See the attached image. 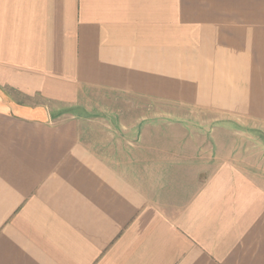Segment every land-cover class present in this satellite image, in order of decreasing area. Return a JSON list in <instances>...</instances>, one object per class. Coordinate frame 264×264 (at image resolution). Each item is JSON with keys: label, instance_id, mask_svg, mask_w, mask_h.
<instances>
[{"label": "crops", "instance_id": "crops-1", "mask_svg": "<svg viewBox=\"0 0 264 264\" xmlns=\"http://www.w3.org/2000/svg\"><path fill=\"white\" fill-rule=\"evenodd\" d=\"M240 129L264 0H0V264H264Z\"/></svg>", "mask_w": 264, "mask_h": 264}, {"label": "rangeland", "instance_id": "rangeland-1", "mask_svg": "<svg viewBox=\"0 0 264 264\" xmlns=\"http://www.w3.org/2000/svg\"><path fill=\"white\" fill-rule=\"evenodd\" d=\"M134 104H142L144 107L143 106L141 107V111H145L146 109H149V106H150L149 104L143 103V102L142 103L141 102L134 103ZM154 106H158V105H154ZM141 115L144 116V115H147V113H142L141 112ZM241 131H245V130H241ZM243 133H245V135H253L255 137H261V138L264 139V130H255V129L254 130H250V129H248L247 131H245ZM257 140L255 139V141H257ZM254 148H255L254 156H253V159H255L254 160V162H255V164H254V172L263 176L261 171H264V158H261V157H262V153L264 155V147L262 146L261 143H256Z\"/></svg>", "mask_w": 264, "mask_h": 264}]
</instances>
